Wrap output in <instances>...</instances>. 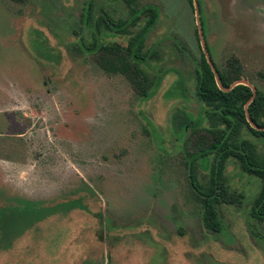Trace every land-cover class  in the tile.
I'll return each instance as SVG.
<instances>
[{
    "label": "rangeland",
    "instance_id": "rangeland-1",
    "mask_svg": "<svg viewBox=\"0 0 264 264\" xmlns=\"http://www.w3.org/2000/svg\"><path fill=\"white\" fill-rule=\"evenodd\" d=\"M136 1L159 8L146 46L173 69L149 99L78 47L87 5L116 19L125 0H0V264H264V225L249 212L260 180L230 161L231 188L244 198L221 206V229L208 232L187 180L195 135L179 139L171 121L178 110L205 125L199 27L213 66L235 56L240 79L264 92V0H197L198 21L187 0ZM178 73L186 98L167 95ZM251 140L264 155V139ZM79 197L89 212L32 224L41 208Z\"/></svg>",
    "mask_w": 264,
    "mask_h": 264
},
{
    "label": "trees",
    "instance_id": "trees-1",
    "mask_svg": "<svg viewBox=\"0 0 264 264\" xmlns=\"http://www.w3.org/2000/svg\"><path fill=\"white\" fill-rule=\"evenodd\" d=\"M8 1L17 4L25 2ZM125 2L129 8L127 15L116 19L105 11L93 17L91 4L87 5L78 47L82 53L92 55L104 72L124 76L141 99H149L159 89L163 77L173 71L172 68H162L155 44L146 46L148 34L158 23L159 8L155 4L139 5L136 0ZM187 2L192 5L193 0ZM87 27L90 29L88 34L85 33ZM37 33L46 45L45 37ZM116 37H127L126 44L113 40ZM206 50L208 52L207 44ZM194 64L195 97L202 105L205 125L178 110L171 114V121L175 129L181 130L179 139H184L187 129L195 135L194 150L186 153L185 164L189 188L200 205L201 223L208 232L220 231L221 206L239 205L244 198L242 191L231 188L226 173L227 164L235 161L242 173L255 176L261 182L249 212L254 220L264 225V155L257 151L256 144L251 140L264 139V92L256 88L253 95L251 87L242 83L230 87L242 77V66L235 56L229 58L225 68L215 66L218 82L204 52L200 51V57ZM178 74L167 95L186 98L185 80ZM200 171L207 173L205 180L201 178ZM7 206H1L0 212ZM75 209L89 212L82 197L69 199L41 208L36 216H32V224L40 218L60 212L68 214ZM0 233H5L2 226ZM21 235L19 233L13 240Z\"/></svg>",
    "mask_w": 264,
    "mask_h": 264
},
{
    "label": "water",
    "instance_id": "water-1",
    "mask_svg": "<svg viewBox=\"0 0 264 264\" xmlns=\"http://www.w3.org/2000/svg\"><path fill=\"white\" fill-rule=\"evenodd\" d=\"M193 3H194V8H195L196 16H197V21H198V15H199V13H198V3H197V0H193ZM199 38H200V40H201V44H202V48H203V52H204V54H205V56H206L207 62L209 63V65H210L212 71L214 72V74H215V78H216V81L218 82L217 72H216V69H215V67L213 66L212 60H211V58L209 57L208 52H207V50H206V48H205V43H204V41H203V34H202V30L200 29V27H199ZM237 83H242V84H245V85L250 86L251 89H252L253 95L255 94V92H256V88H255L252 84L248 83L246 80H243V79H239V80L233 82V83L230 85V87L233 86V85H235V84H237ZM228 89H229V88L224 89V90H228ZM248 120H249V119H248ZM251 124H252V123H251ZM252 125H253V124H252ZM253 126H254L255 128H258V127H256L255 125H253Z\"/></svg>",
    "mask_w": 264,
    "mask_h": 264
}]
</instances>
